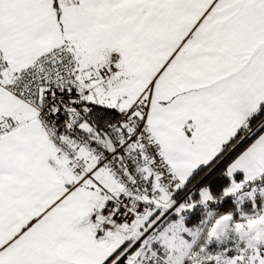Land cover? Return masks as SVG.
<instances>
[{
	"label": "snow or ice",
	"instance_id": "6c2138e0",
	"mask_svg": "<svg viewBox=\"0 0 264 264\" xmlns=\"http://www.w3.org/2000/svg\"><path fill=\"white\" fill-rule=\"evenodd\" d=\"M0 264H264V0H0Z\"/></svg>",
	"mask_w": 264,
	"mask_h": 264
}]
</instances>
